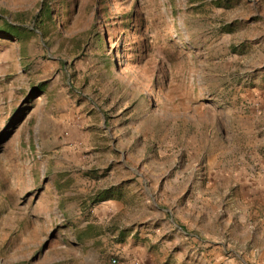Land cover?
Wrapping results in <instances>:
<instances>
[{"label": "rangeland", "instance_id": "1", "mask_svg": "<svg viewBox=\"0 0 264 264\" xmlns=\"http://www.w3.org/2000/svg\"><path fill=\"white\" fill-rule=\"evenodd\" d=\"M260 196L264 0H0V264H264Z\"/></svg>", "mask_w": 264, "mask_h": 264}, {"label": "crops", "instance_id": "2", "mask_svg": "<svg viewBox=\"0 0 264 264\" xmlns=\"http://www.w3.org/2000/svg\"><path fill=\"white\" fill-rule=\"evenodd\" d=\"M254 192H255V191H254ZM254 192H253V191H250V192L247 191V193H248L247 195H252V194H254ZM260 197L263 198L262 196H260ZM263 199H264V198H263Z\"/></svg>", "mask_w": 264, "mask_h": 264}, {"label": "built area", "instance_id": "3", "mask_svg": "<svg viewBox=\"0 0 264 264\" xmlns=\"http://www.w3.org/2000/svg\"><path fill=\"white\" fill-rule=\"evenodd\" d=\"M112 262H115V259H112Z\"/></svg>", "mask_w": 264, "mask_h": 264}]
</instances>
